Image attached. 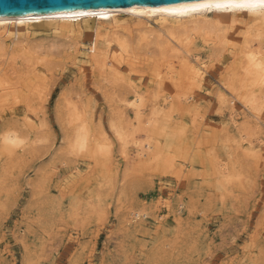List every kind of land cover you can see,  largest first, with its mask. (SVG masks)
Instances as JSON below:
<instances>
[{"label":"rangeland","instance_id":"rangeland-1","mask_svg":"<svg viewBox=\"0 0 264 264\" xmlns=\"http://www.w3.org/2000/svg\"><path fill=\"white\" fill-rule=\"evenodd\" d=\"M246 18L222 30L252 27ZM96 26L47 22L6 39L53 62L35 71L19 63L9 79L1 66L0 264H264V109L222 94L234 54L222 49L218 59L199 43L204 85L187 101L167 98L145 132L118 100L126 88L101 82L90 64ZM131 72L122 68L147 91L149 117L166 96H153L150 71ZM62 98L81 102L91 139L85 150L67 151L72 127ZM112 122L126 125L127 143ZM11 128L28 140L12 153L2 144ZM146 139L153 149L145 157L137 143Z\"/></svg>","mask_w":264,"mask_h":264},{"label":"bare ground","instance_id":"bare-ground-1","mask_svg":"<svg viewBox=\"0 0 264 264\" xmlns=\"http://www.w3.org/2000/svg\"><path fill=\"white\" fill-rule=\"evenodd\" d=\"M165 8L170 9V11H160V9ZM245 16L252 27L238 28L230 34L223 31L225 24L232 23L235 25L233 23L237 21V18H244ZM47 22H60L70 25H79L83 22L98 24L94 30L95 36L90 47L92 52L90 64H93L97 69L102 78V80L99 78L101 82L108 81L109 84L111 82L112 85L126 88L121 97L118 95L120 90H117L118 94L113 93L120 97H116V99L119 98L118 100L125 103L123 104L124 109L128 107L134 109L135 120L138 121L139 126L138 130L148 132V128L156 123L157 115L164 109L167 98L187 101L193 98L197 87L200 88L204 85V68L203 66L200 67L195 60L199 58H196L198 53L195 51L199 43L209 48L211 52L214 51L212 54L215 55L214 57L218 55V59L221 57L219 53L222 52L220 51L222 49L224 52L225 49L231 51L236 58L235 65L229 70V79H221L224 81L222 83L225 88L222 94L242 97L243 100L249 102L255 113L259 114L264 109V31L260 28L264 26V0H193L158 6L135 5L118 9H80L49 14L0 16V70L1 66L7 65L5 73L7 77L11 67L14 69L19 63L35 71L37 64L45 65L51 62L50 57L41 50L27 49L26 47L29 46L19 45L21 42H17L18 45L14 46L6 42L11 34L16 31L19 32L24 27L39 26ZM152 22L156 23L157 26L152 25ZM48 52L51 55L53 51ZM210 58L212 57L208 59ZM124 66L130 69L131 73L135 72L136 74L145 75L146 72L150 71L148 73L152 75L151 77L156 84V88L152 92L153 96L157 99L159 96H166L163 105L154 109L149 117L144 118L143 115L147 107V91L133 83L131 77L128 79L122 75ZM50 67L52 66L50 65ZM32 73L27 74L30 76ZM21 74L22 72H20ZM138 78L143 79V76L139 75ZM15 80V83L19 81L18 78ZM1 85H3V78L0 77ZM12 85L16 89L19 88L15 84ZM101 85L103 86V84ZM37 87L40 85L38 84ZM110 87L107 86V89ZM105 88L102 87L103 90ZM34 89L33 93L36 91ZM13 91L15 92V90ZM102 93L107 94L105 91ZM126 93H132L133 97L127 99ZM41 95L42 93L38 96ZM62 99L65 105L63 102L61 103L67 107L68 112V118L64 122L72 127V131L68 132L67 128L68 131L64 133V140L68 145L67 151L73 153L75 150H85L91 139L86 121L79 117L80 112L83 111L80 106L81 102L68 103L67 100L69 99ZM119 108H121L120 105ZM61 123L64 125L63 121ZM125 126L120 122L111 123V128L122 143H127L129 138L130 131L126 130ZM8 129L2 136V144L7 150L12 153L16 148L22 147L24 143L27 145V136L22 135L17 130H12V128L11 130ZM137 144L140 148V151L138 150L140 154L145 157L146 155L149 156V152L153 149L151 141L146 139ZM132 213L134 216L140 215L139 211H132Z\"/></svg>","mask_w":264,"mask_h":264},{"label":"water","instance_id":"water-1","mask_svg":"<svg viewBox=\"0 0 264 264\" xmlns=\"http://www.w3.org/2000/svg\"><path fill=\"white\" fill-rule=\"evenodd\" d=\"M193 0H0V16L49 14L80 9H118L158 6Z\"/></svg>","mask_w":264,"mask_h":264},{"label":"snow or ice","instance_id":"snow-or-ice-1","mask_svg":"<svg viewBox=\"0 0 264 264\" xmlns=\"http://www.w3.org/2000/svg\"><path fill=\"white\" fill-rule=\"evenodd\" d=\"M160 11H170V9L165 8V9H160ZM21 23H23V21H21Z\"/></svg>","mask_w":264,"mask_h":264}]
</instances>
